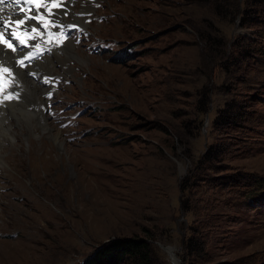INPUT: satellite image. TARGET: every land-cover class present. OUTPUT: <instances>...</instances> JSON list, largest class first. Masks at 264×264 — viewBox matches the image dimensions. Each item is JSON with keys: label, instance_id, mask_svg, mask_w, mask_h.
Wrapping results in <instances>:
<instances>
[{"label": "rangeland", "instance_id": "1", "mask_svg": "<svg viewBox=\"0 0 264 264\" xmlns=\"http://www.w3.org/2000/svg\"><path fill=\"white\" fill-rule=\"evenodd\" d=\"M69 5L0 143V264H83L130 234L153 264L161 244L193 264L189 234L194 264H264V0Z\"/></svg>", "mask_w": 264, "mask_h": 264}, {"label": "snow or ice", "instance_id": "2", "mask_svg": "<svg viewBox=\"0 0 264 264\" xmlns=\"http://www.w3.org/2000/svg\"><path fill=\"white\" fill-rule=\"evenodd\" d=\"M6 2L10 7H18L19 11L11 12L7 17L0 15V45L3 46L4 51L11 52L12 54L19 53L20 55L11 63L8 60L0 59V92L4 90L3 81L5 73L10 78L9 86H18L16 81L18 73L14 72V67L29 68L32 61L40 59L44 51H51L48 45L51 43L53 35L67 39L66 29L77 27L75 24L65 25L61 20L55 19L56 13L53 9L62 7L65 0H0V14L4 13L3 5ZM25 5L28 6L27 12L25 11ZM33 5H35L34 9ZM41 8H44L45 11L41 12ZM21 13H24V15L21 16ZM64 15H67V11L64 12ZM33 21L35 23H32ZM12 24L16 27H12L11 31H9ZM51 28H57L59 31L52 33L50 31ZM18 30L27 38H21ZM80 30L82 31V29ZM45 32H48L49 35V39L47 40L42 39ZM29 41L37 42L32 44ZM58 43H62V41ZM27 74L32 76L37 75V73L31 71L27 72ZM43 82L48 84L52 81L46 78ZM47 95L51 98L52 92H48ZM19 96V92H10L0 99V103L9 99H18Z\"/></svg>", "mask_w": 264, "mask_h": 264}, {"label": "bare ground", "instance_id": "3", "mask_svg": "<svg viewBox=\"0 0 264 264\" xmlns=\"http://www.w3.org/2000/svg\"><path fill=\"white\" fill-rule=\"evenodd\" d=\"M69 2H70V0H65L62 7L53 9V11L56 13L55 19L61 20L63 23L68 22L70 24L74 23L76 25H79L80 22H79V18L77 17L76 13L69 14L68 16L64 15V13H63L64 7H65L64 12L68 11V9L70 7ZM49 6H50V4H49ZM3 7H4V13H2L0 15H4L5 17H7L8 14L11 12H18L19 11L18 7H16V8L10 7L7 2L3 5ZM32 7L34 9L35 5H33ZM25 11L26 12L28 11V7H25ZM40 11L44 12L45 9L41 8ZM20 15L23 16L24 13H21ZM32 23H35V22L33 21ZM12 27H16V26L14 24L10 25L9 31H11ZM50 31L52 33H56L59 30L57 28H51ZM18 34L21 35V38H24V39L27 38V37L23 36V34L20 33L19 30H18ZM42 39H44V40L49 39L48 32L44 33V36ZM58 39H59L58 36H55V35H53L51 37V43L48 45V47H50V48H52L54 46L51 50L56 49V47H57L56 44L59 42ZM36 42L37 41H29V43H32V44H34ZM68 48H69V50H67V51H68V53H70L71 50H73V44L71 42H70V47H68ZM27 50H31V49H27ZM19 55H20L19 53L18 54H12L11 52L4 51L3 46L0 45V59L8 60L11 63ZM41 60H42V58H40L39 62L38 61L37 62L40 65H43L47 69L45 73H48L50 71V69L52 68L51 60H50V62H46V64H43L44 62L42 63ZM31 66L32 65H30V67L27 68L26 70L20 68L19 66L14 67V69H13L14 72L18 73V75L16 76V81H17L18 86H15V87L9 86L10 78L7 76L6 73L4 74V81H3L4 90H3V92H0V99H2L3 96L8 95L10 92H19L20 96L18 99H9L10 103L7 105L5 102L0 103V106H1L0 107V143L2 141H4L5 139L7 140V142L12 143L9 139V137L13 136V132H11V130H10L12 121L8 122L7 121L8 117H10V118L13 117L15 110L29 112L28 109H22V107H25V105H27L28 102L26 101V99L30 98L31 91L37 86L36 85L37 83L33 82L31 79L32 77L30 78V75L27 74V72H29V71L32 72V68L34 69V67L31 68ZM34 94H35V92H34ZM29 102H31V101L29 100ZM0 153H1V150H0Z\"/></svg>", "mask_w": 264, "mask_h": 264}, {"label": "trees", "instance_id": "4", "mask_svg": "<svg viewBox=\"0 0 264 264\" xmlns=\"http://www.w3.org/2000/svg\"><path fill=\"white\" fill-rule=\"evenodd\" d=\"M184 246L183 258H189L193 264L207 256L203 240L194 234L185 238ZM154 254L155 250L147 237L115 235L101 242L83 264H153Z\"/></svg>", "mask_w": 264, "mask_h": 264}, {"label": "water", "instance_id": "5", "mask_svg": "<svg viewBox=\"0 0 264 264\" xmlns=\"http://www.w3.org/2000/svg\"><path fill=\"white\" fill-rule=\"evenodd\" d=\"M175 25L170 26L164 30L173 28ZM162 247H164L166 249V251L168 252L170 258L172 259V264H178L180 262V257H178L173 249V246L171 244H161Z\"/></svg>", "mask_w": 264, "mask_h": 264}]
</instances>
